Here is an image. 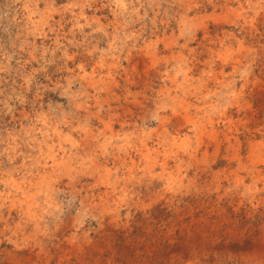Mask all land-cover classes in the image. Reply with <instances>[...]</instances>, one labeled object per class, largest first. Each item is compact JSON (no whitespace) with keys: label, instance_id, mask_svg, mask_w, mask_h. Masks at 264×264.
<instances>
[{"label":"rangeland","instance_id":"374dc122","mask_svg":"<svg viewBox=\"0 0 264 264\" xmlns=\"http://www.w3.org/2000/svg\"><path fill=\"white\" fill-rule=\"evenodd\" d=\"M0 264H264V0H0Z\"/></svg>","mask_w":264,"mask_h":264}]
</instances>
